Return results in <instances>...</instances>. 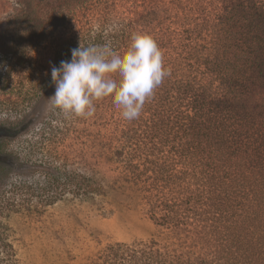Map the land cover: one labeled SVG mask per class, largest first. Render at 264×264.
Here are the masks:
<instances>
[{"label":"trees","instance_id":"obj_1","mask_svg":"<svg viewBox=\"0 0 264 264\" xmlns=\"http://www.w3.org/2000/svg\"><path fill=\"white\" fill-rule=\"evenodd\" d=\"M5 26L14 34L1 50L7 74L38 80L8 109L35 103L72 49L122 53L139 30L170 70L135 120L109 96L93 117L50 128L67 141L79 125L60 167L45 163L44 206L71 196L139 211L155 229L86 264H264V0H23ZM17 132L1 127L0 140ZM2 158L15 161L1 154L0 171L12 165ZM0 249V264H18L2 224Z\"/></svg>","mask_w":264,"mask_h":264},{"label":"rangeland","instance_id":"obj_2","mask_svg":"<svg viewBox=\"0 0 264 264\" xmlns=\"http://www.w3.org/2000/svg\"><path fill=\"white\" fill-rule=\"evenodd\" d=\"M22 1L0 0V128L18 130L13 138L0 140V155L15 159L2 158L12 165L0 171V232L2 224L18 264H86L109 244L145 241L155 229L135 210L101 209L71 196L52 205L42 203L45 163L60 167L67 146L75 143L79 125L78 120L72 124L67 141L61 136L50 137V128L60 133L70 118H65L48 99L55 92L53 82L32 105L5 107L8 99L29 94L38 84L28 74L22 85L13 74L8 75V59L1 52L14 37L5 22ZM23 184L28 186V194L19 190ZM14 198L16 206L12 205Z\"/></svg>","mask_w":264,"mask_h":264},{"label":"clouds","instance_id":"obj_3","mask_svg":"<svg viewBox=\"0 0 264 264\" xmlns=\"http://www.w3.org/2000/svg\"><path fill=\"white\" fill-rule=\"evenodd\" d=\"M71 61L52 66L54 94L51 105L69 118H90L95 102L111 96L123 119L141 115L146 101L154 95L170 70L155 38L142 30L131 35L122 53L110 45L74 48Z\"/></svg>","mask_w":264,"mask_h":264}]
</instances>
